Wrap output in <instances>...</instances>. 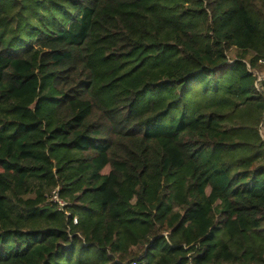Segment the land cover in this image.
I'll use <instances>...</instances> for the list:
<instances>
[{"label": "trees", "instance_id": "trees-1", "mask_svg": "<svg viewBox=\"0 0 264 264\" xmlns=\"http://www.w3.org/2000/svg\"><path fill=\"white\" fill-rule=\"evenodd\" d=\"M262 65L264 0H0V264H264Z\"/></svg>", "mask_w": 264, "mask_h": 264}, {"label": "rangeland", "instance_id": "rangeland-1", "mask_svg": "<svg viewBox=\"0 0 264 264\" xmlns=\"http://www.w3.org/2000/svg\"><path fill=\"white\" fill-rule=\"evenodd\" d=\"M235 54H236V51H235L234 49H232V51L230 52V57L233 59V58L235 57ZM256 75H257V77L259 78V80H258V82H260L259 85H261L262 82L264 81V65L260 66V67L257 69ZM263 124H264V122H263ZM263 124H262V125H263ZM260 131H261V134H262V136H263V135H264V125L262 126V129H261ZM109 171H110V168L108 167V168H106L102 173H104V174H108ZM33 184H34V185H39V183H38V182H35V181H33ZM51 191H52V190H51L50 188H45L44 185L40 188V192L44 194V200H45L47 203H49V204H50V201H49L50 198H49V196H50V192H51ZM33 196H34V198H35V197H36V194H34ZM138 253H140V256H141V257H143V249H140Z\"/></svg>", "mask_w": 264, "mask_h": 264}, {"label": "built area", "instance_id": "built-area-1", "mask_svg": "<svg viewBox=\"0 0 264 264\" xmlns=\"http://www.w3.org/2000/svg\"><path fill=\"white\" fill-rule=\"evenodd\" d=\"M49 198H50V202L57 206L58 211H64V209L68 206V203L65 202L60 197V189H55L54 191H52V193L50 194ZM66 214L68 216L70 215V213H67V212H66ZM74 223L75 224L78 223V219L76 217L74 218Z\"/></svg>", "mask_w": 264, "mask_h": 264}, {"label": "clouds", "instance_id": "clouds-1", "mask_svg": "<svg viewBox=\"0 0 264 264\" xmlns=\"http://www.w3.org/2000/svg\"><path fill=\"white\" fill-rule=\"evenodd\" d=\"M57 189H60V188H57ZM52 191H54V190H52ZM52 191L50 192V194L52 193ZM60 192H61V190H60ZM61 197V196H60ZM50 201V200H49ZM65 201V200H64ZM66 202V201H65ZM51 203V202H50ZM52 204V203H51ZM52 205H54V204H52ZM54 206H56V205H54ZM56 208H57V206H56ZM61 212H64L65 214H66V212H65V209H64V211H61ZM67 213H69V212H67ZM66 216L67 217H70L71 216V213H70V215L68 216L67 214H66ZM77 218V216H74V218ZM74 218H73V221H74ZM78 219V218H77ZM78 224V223H77ZM77 224H75L74 223V225H77ZM132 264H134V263H132ZM135 264H137V263H135Z\"/></svg>", "mask_w": 264, "mask_h": 264}]
</instances>
